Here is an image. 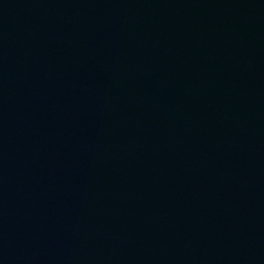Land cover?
<instances>
[{
    "label": "water",
    "instance_id": "water-1",
    "mask_svg": "<svg viewBox=\"0 0 264 264\" xmlns=\"http://www.w3.org/2000/svg\"><path fill=\"white\" fill-rule=\"evenodd\" d=\"M0 264H264V0H0Z\"/></svg>",
    "mask_w": 264,
    "mask_h": 264
}]
</instances>
